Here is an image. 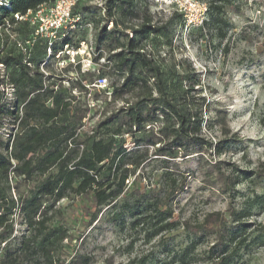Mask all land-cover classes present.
<instances>
[{
  "label": "trees",
  "instance_id": "trees-1",
  "mask_svg": "<svg viewBox=\"0 0 264 264\" xmlns=\"http://www.w3.org/2000/svg\"><path fill=\"white\" fill-rule=\"evenodd\" d=\"M101 1L97 6L75 0L70 21L55 29L51 37L36 33L40 19L31 18L56 0H1L0 264H95L88 253H69L68 228L55 218L59 210L55 206L63 199L89 202L85 207L88 225L105 209L107 221L128 215L131 227L147 226L151 235L174 229L176 223L169 220L171 202L185 188L184 172L177 168L176 159L194 158L200 165L208 164L204 158L208 150L220 155L231 141H237L229 137L213 143L202 135L209 103L197 91L199 75L183 66L179 70L161 64L146 48L157 36L168 38L167 28L177 14L173 12L162 24L154 25L142 6L145 0ZM197 2L204 3L206 11L201 23L192 26L196 28L210 21L221 22L225 10L231 8L228 0ZM14 14L24 19H16ZM86 20L98 28L97 58L106 51L104 68L117 75L114 100L123 102L91 126L85 124L89 103L73 93L74 88L87 91V87L72 79L65 84L50 63L64 46L79 48L84 37L76 36ZM71 66L67 62L61 71H69ZM104 68L100 78L106 73ZM219 112L208 125L211 128L214 122H222L221 131L227 136ZM127 137L136 145L133 150L125 147ZM149 147L160 159L162 187L126 194V180L150 158ZM209 162L230 195L242 180H264V173L230 168L226 174L220 161ZM22 183L26 190L19 189ZM249 214L241 208L231 210L228 217L208 213L195 226L185 221L188 241L174 251L172 262L242 264L241 250L254 242L264 244V225L249 237L255 229L248 230V223L242 220ZM16 216L24 226L20 231L15 228ZM209 238L211 243L203 255L196 253L197 245ZM147 262L143 255L129 264Z\"/></svg>",
  "mask_w": 264,
  "mask_h": 264
},
{
  "label": "rangeland",
  "instance_id": "rangeland-1",
  "mask_svg": "<svg viewBox=\"0 0 264 264\" xmlns=\"http://www.w3.org/2000/svg\"><path fill=\"white\" fill-rule=\"evenodd\" d=\"M82 1L97 6L103 3L101 0ZM228 1L231 8L225 10L223 20L218 23L210 21L203 28L182 24L185 17L193 19L197 25L203 18L200 8L187 0H145L142 6L154 25L162 24L173 12L177 14L172 16L167 28L168 38L157 36L147 42L146 48L161 64L174 65L179 70L183 66L199 75L197 91L209 103V111L204 112L202 135L213 143L229 137L237 141H231L220 155L212 149L208 150L210 153L204 155L208 164L203 162L200 165L194 158L176 159L177 168L184 172L185 188L171 202L172 218L169 220L176 223L174 229L151 235L147 226L131 227L128 215L116 222L107 221L105 209L98 214L97 220L88 225L90 216L85 208L89 205L88 201L61 200L55 206L59 209L55 218L68 228L70 254L75 251L88 253L95 264H129L132 259L143 255L148 257L147 264H177L172 262L171 257L188 241L183 227L185 221L195 226L208 213L219 212L228 217L231 210L241 208L250 211L242 219L248 223V230L255 229L249 232V237L261 230L260 225H264V180L258 183L242 180L235 186L234 195H230L219 180L217 170L209 162L220 161L221 170L226 174H230V168L264 173V0ZM99 13H103V9ZM40 14L44 19L39 24L45 31L44 26L48 25L49 19L47 8H43ZM110 26L111 23H108L107 29ZM82 29L76 36L84 37L79 48L66 49L64 46L62 52L50 59V63L53 73L64 77L65 84L72 79L74 83L87 87V91L74 88L73 93L89 103L90 111L85 124L91 126L123 102L114 100L117 75L113 70L104 68L106 51L102 52L101 58H97L100 53L95 40L98 28L86 20ZM47 53H50L49 49ZM93 58H97L95 64ZM67 62L72 63L69 71H61ZM77 65H80L79 69ZM103 68L106 73L100 78V69ZM87 70L91 73L90 77ZM218 110L219 115L224 117L227 136L221 131L222 122H214L209 128V119L215 120ZM125 147L127 150L136 147L131 137H127ZM148 153L150 158L126 180V194L162 187L164 180L160 175V159L155 158L153 147H149ZM19 189L26 190L27 186L22 183ZM15 219V228L20 231L24 226L20 224L19 217ZM211 239L199 243L195 252L203 255ZM240 259L242 264H264V244L254 242L241 250ZM193 264L209 263L200 260Z\"/></svg>",
  "mask_w": 264,
  "mask_h": 264
},
{
  "label": "built area",
  "instance_id": "built-area-1",
  "mask_svg": "<svg viewBox=\"0 0 264 264\" xmlns=\"http://www.w3.org/2000/svg\"><path fill=\"white\" fill-rule=\"evenodd\" d=\"M75 0L71 1H64V0H56L54 5L52 7L47 8V12L49 15V19H47L48 25L44 26L45 31H43V26L42 24H39L38 29L36 30V33L44 34L46 36H51L53 37L55 29L59 28L61 25H64L65 23L70 21V8L74 4ZM189 4L196 5L197 7L200 8L201 13L203 15V18H201V21L204 19L205 16V11H206V5L204 3H199L196 1L191 2L190 0H187ZM1 3V0H0ZM42 10L37 11L34 16L31 18L33 21L36 18H39L40 21H43V15L40 13ZM47 13L45 14V16ZM16 19H24V16L14 14ZM202 17V16H201ZM185 19V26H193L197 25L195 21L191 18H184ZM20 45V44H19ZM22 50H25V47L23 45H20Z\"/></svg>",
  "mask_w": 264,
  "mask_h": 264
}]
</instances>
